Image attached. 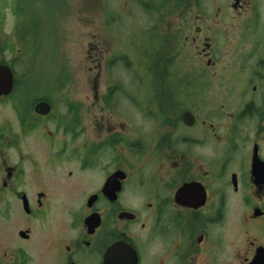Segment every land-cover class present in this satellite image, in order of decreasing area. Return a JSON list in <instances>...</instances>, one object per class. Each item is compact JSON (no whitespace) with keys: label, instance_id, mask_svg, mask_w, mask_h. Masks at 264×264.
<instances>
[{"label":"flooded vegetation","instance_id":"obj_1","mask_svg":"<svg viewBox=\"0 0 264 264\" xmlns=\"http://www.w3.org/2000/svg\"><path fill=\"white\" fill-rule=\"evenodd\" d=\"M170 1L148 27L179 30L182 71L158 32L135 72L153 109L167 83L164 131L108 137L61 89L29 92L0 0V264H264V0Z\"/></svg>","mask_w":264,"mask_h":264},{"label":"rangeland","instance_id":"obj_2","mask_svg":"<svg viewBox=\"0 0 264 264\" xmlns=\"http://www.w3.org/2000/svg\"><path fill=\"white\" fill-rule=\"evenodd\" d=\"M149 2L151 0H17L15 9L22 16L18 22L9 8L5 31L10 33L17 50L20 47L15 23L27 21L33 29L26 42L28 52L16 54L14 51L21 73L35 71L29 92H46L52 90V86L61 89V98L80 107L81 119L107 122L108 137L114 132L132 137L136 129L132 126L142 133L148 130L161 134L163 126L150 130L153 125L150 122L164 118L159 107L164 104L166 81H158L161 88L156 101L158 109L152 106L154 97L147 83L149 78L146 83L132 86L135 72H141L137 65V47L144 37L143 27L149 26ZM167 2L163 0L162 8L172 7ZM176 32L175 37L167 22L161 25L158 58L161 67L170 57L171 70L180 75L185 53H182L179 30ZM122 55L128 56V62L119 58ZM107 94L109 98L105 101ZM207 101L211 105L213 96L209 95ZM62 103L66 102L57 100L60 109ZM177 114L166 112L165 116L174 120ZM110 149L116 151L113 146ZM125 153L127 150L123 149V156Z\"/></svg>","mask_w":264,"mask_h":264},{"label":"trees","instance_id":"obj_3","mask_svg":"<svg viewBox=\"0 0 264 264\" xmlns=\"http://www.w3.org/2000/svg\"><path fill=\"white\" fill-rule=\"evenodd\" d=\"M16 1L17 0H14V2L12 3V7L13 8H16L15 4H14ZM162 4H163V0H151V2H149L148 6H147L149 17L150 16L153 17V15H155V14L158 15L155 10H157L158 8L163 7ZM15 12L18 13L17 15H18V18H19L21 12L17 11L16 9H15ZM25 22H27V21H25ZM21 23H23V21H21ZM143 32H144V37H143L142 42L140 43L139 46L146 50V49H148L149 46L152 47V44H153L152 41H154V39H157V35H158L159 30L157 28H153V27L150 28V27L147 26L146 28L143 27ZM27 44L22 46L23 51H25V52H28V50H29V46ZM127 57H128L127 55H124V56L122 55L119 58H121L122 60H125L126 62H128V60L126 59ZM153 62H154V60L150 63L151 66H153V64H154ZM134 80L137 83H146L145 81H147L146 79L138 77L135 74L133 76V81ZM109 90H110V93H111L113 89L111 88Z\"/></svg>","mask_w":264,"mask_h":264},{"label":"water","instance_id":"obj_4","mask_svg":"<svg viewBox=\"0 0 264 264\" xmlns=\"http://www.w3.org/2000/svg\"><path fill=\"white\" fill-rule=\"evenodd\" d=\"M8 71H9V73L11 74V71L8 69ZM11 81H12V76H10L9 77V84H8V89H7V91H9L10 89H11V87H12V85H11ZM5 90L6 89V84H0V90ZM39 107H41V111L43 112V113H48L49 111H50V105L49 104H47V103H41V104H39Z\"/></svg>","mask_w":264,"mask_h":264}]
</instances>
